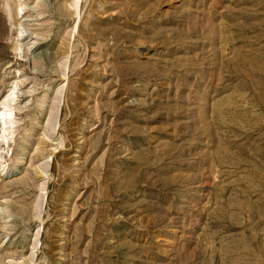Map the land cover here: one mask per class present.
Instances as JSON below:
<instances>
[{"label":"rangeland","instance_id":"rangeland-1","mask_svg":"<svg viewBox=\"0 0 264 264\" xmlns=\"http://www.w3.org/2000/svg\"><path fill=\"white\" fill-rule=\"evenodd\" d=\"M0 140V264H264V0H0Z\"/></svg>","mask_w":264,"mask_h":264},{"label":"bare ground","instance_id":"bare-ground-1","mask_svg":"<svg viewBox=\"0 0 264 264\" xmlns=\"http://www.w3.org/2000/svg\"><path fill=\"white\" fill-rule=\"evenodd\" d=\"M23 10V9H22ZM25 34V33H24ZM46 55L48 54V53H45ZM13 94H15V93H13ZM12 101V100H11ZM13 101H14V99H13ZM12 101V102H13ZM8 100L7 101H5V102H3L2 103V108H1V110H4V111H2V113H1V130L2 131H4L3 129L4 128H6L5 130L6 131H8L7 129H9V125L12 123V121H11V113H10V110H9V108H10V106L8 105ZM5 131V132H6ZM2 140H7V138H6V136L4 135L3 137H2ZM2 140H0V141H2ZM3 142V141H2ZM1 142V143H2Z\"/></svg>","mask_w":264,"mask_h":264}]
</instances>
